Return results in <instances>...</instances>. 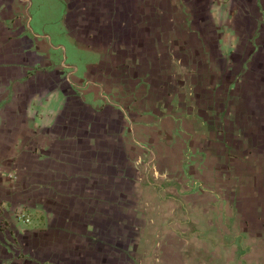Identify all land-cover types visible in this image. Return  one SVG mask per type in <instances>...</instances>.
Listing matches in <instances>:
<instances>
[{"label": "crops", "instance_id": "crops-1", "mask_svg": "<svg viewBox=\"0 0 264 264\" xmlns=\"http://www.w3.org/2000/svg\"><path fill=\"white\" fill-rule=\"evenodd\" d=\"M55 1L57 27L28 38L30 0H0V264H264V0ZM76 91L156 113V136L131 129L150 153Z\"/></svg>", "mask_w": 264, "mask_h": 264}, {"label": "rangeland", "instance_id": "rangeland-1", "mask_svg": "<svg viewBox=\"0 0 264 264\" xmlns=\"http://www.w3.org/2000/svg\"><path fill=\"white\" fill-rule=\"evenodd\" d=\"M14 1H16V0H14ZM129 1L132 2L134 0H129ZM30 3H31V5L29 6V15L33 19L32 23H31V28L33 31L31 33V31L28 30L25 33H22L21 34L22 37L30 38L29 37L30 35H32L31 38H35V35L38 37H42L41 32H43V31L45 32L46 29L57 27L60 19L62 18L61 13H62L63 6L60 3L59 4L56 3L55 0H30ZM196 4L200 5V0H197ZM185 12H186V10H185ZM185 12H183V13L185 14ZM184 17H187V14L184 15ZM188 19H186V21L183 19V22L187 23V24L191 23V28L193 30L192 32L194 34L198 33L200 22L195 21L194 22L195 24H193L192 22H188L187 21ZM216 20L218 21V19H216ZM38 37H36V38H38ZM32 48H33V50L36 49V47H34V46ZM37 55L41 56L39 54H37ZM75 57H77L79 62L83 63V59H84L83 53L79 52L78 54L75 55ZM207 60L208 61L204 62L205 65L210 63V59H207ZM226 62H227V60H226ZM227 63H230V60ZM233 89H234V86L230 90H233ZM95 92H96L95 90L92 91V93H95ZM91 95H93V94H91V93L86 94L85 93V95H84V94H80V92H78V91L75 92V96H77V97L81 96L80 98L84 99V101L86 103L85 107H91L92 112L102 114L105 111H111L112 112L113 110H116V111L122 112L124 114L128 113L130 118L127 119V122H126V126L128 125V128H127L128 133L126 134L125 137L130 136L132 139V133H131L132 128H135L137 131H138V128L146 129V130L151 129L150 132L152 134H154L153 136H156V126L158 125V123L161 122V120L159 117V122H156V119H158V117H156V113H154L153 111L148 112V110H146V111L140 112L137 109H134L133 100H130L132 102L131 105L128 103L123 104V106H124V110H123L116 103V98H110L109 99L106 97L105 94H102L101 91L98 92L97 96L94 95L93 97L90 98ZM117 107H119V108H117ZM161 113L163 115H166L167 110H161ZM168 117H170L172 119L171 116H166L163 118L166 119ZM147 118L152 119V121L149 123L148 121H146ZM189 128H191V127L186 125L185 119L176 118L175 123H174V128L168 133V135L170 137V140L172 141L171 142L172 144H174L179 139L182 142V144L185 146V148L179 154V159H181V161L179 163L181 164L182 169L186 171L185 167H189V166H187L188 163H190L191 166H197V164H198L196 171L199 175H201L202 174L201 173L202 165L200 163L199 158L203 157L204 152L203 153L201 152L200 148L195 145L196 143H192L194 141L192 136L196 133H195V131L189 130ZM161 136H163L162 133H161ZM135 137H137V133H136ZM137 139H139V137H137ZM165 139H166L165 142L161 141L162 147H166V143H169L167 136L165 137ZM131 143H132L133 147L135 148V150H137V149L142 150L146 154L147 153L149 154L151 151V149H148V146H149L148 141L143 142L145 144L143 146L138 141H135V139L133 138L131 140ZM139 146H141L143 148H140ZM144 157H146V156H143V158ZM195 159H197V161H194ZM191 160L194 162H191ZM179 172H181V170H179ZM186 173H187V171H186ZM186 173L183 171V174L186 176L187 180L189 181V188L191 189L193 194L196 193V195H198V193L200 191H207L209 189H212L211 186L202 185L199 180L191 178ZM134 192H136L137 194L140 193L137 190H134ZM141 194H139L138 196L133 195V198H131L128 202L126 201V204L128 205L129 210L132 211V210H135L136 207H138L137 204H138V200H139ZM112 213L114 215L113 220H118L119 218H123L124 220H126V218H127L128 221H130V219L132 218V215H128V216L125 215L126 211L115 210V208L112 210ZM149 219L152 222L151 224L156 225V216H149ZM145 235L147 238L150 237L149 238L150 243L146 242V243L140 245L138 248H136L135 255L138 257L142 256L143 254H144V256H152V252L156 251L152 246L153 244L151 243V237L153 236V234L145 233ZM157 235H158L157 239H161L160 234H157Z\"/></svg>", "mask_w": 264, "mask_h": 264}]
</instances>
